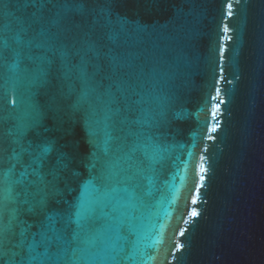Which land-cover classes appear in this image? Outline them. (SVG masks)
Listing matches in <instances>:
<instances>
[{"label": "water", "instance_id": "water-1", "mask_svg": "<svg viewBox=\"0 0 264 264\" xmlns=\"http://www.w3.org/2000/svg\"><path fill=\"white\" fill-rule=\"evenodd\" d=\"M33 14L40 22L22 31ZM0 29L5 148L9 132L40 123L77 153L79 176L63 174L57 199L80 196L89 130L102 137L110 109L112 168L86 194L95 243L81 244L82 264H264V0H10ZM136 144L148 147L128 158ZM39 251L46 264L72 257ZM28 255L6 248L3 259Z\"/></svg>", "mask_w": 264, "mask_h": 264}, {"label": "snow or ice", "instance_id": "snow-or-ice-1", "mask_svg": "<svg viewBox=\"0 0 264 264\" xmlns=\"http://www.w3.org/2000/svg\"><path fill=\"white\" fill-rule=\"evenodd\" d=\"M9 2L10 0H0V6ZM15 2L23 5L24 8H35L37 5L42 7L46 4L67 5L75 3L76 0H15ZM228 7L231 8L230 3ZM39 22L35 14L30 21L18 19L22 31L26 30L24 27L26 24L31 27L32 24ZM13 39L17 44L22 43L19 35ZM6 44L7 41L3 39V31L0 29V53L2 46ZM83 63L82 59L81 64ZM85 76L86 72L81 69L80 78L84 79ZM116 88V94L119 95L121 88L119 85H116ZM109 112H105L103 117L102 137L96 131L89 130V143L92 148L87 161L89 178L82 184L83 190L74 201L56 198L58 194L56 182L65 173L79 176V173L71 168L77 158L75 151L66 152L57 149V142L48 136L49 130L40 123H35L27 130L20 125L15 132H9L7 135L12 139L8 148H5L4 135L0 133V264H46V261L40 259L42 254L39 249L44 248L47 251L53 244L61 246L65 253L69 250L72 252L71 259L65 264H82L83 256L79 258L76 256V253L82 251L81 244L95 243L89 234L95 219L94 210L92 202L86 199V194L90 188L100 194L107 173L112 168V162L108 159L113 142L108 124L111 119ZM67 147L72 146L67 145ZM147 147V145H133L128 158H131L135 151L142 148L146 150ZM152 147L155 151H159L158 147L154 145ZM9 150L11 166L4 168V153ZM53 152L56 153L55 162L49 166V157ZM101 153L106 158L103 161L100 159ZM17 167L21 169L18 176L15 173ZM201 170H204L203 167ZM49 176L52 177L51 180L48 179ZM24 215L34 217L33 222L29 223L23 219ZM192 215L195 216L197 213L193 212ZM6 248L26 249L29 255L27 259L22 257L20 260L5 261L3 257ZM50 264H61V262L51 261ZM87 264H97V261L94 259ZM99 264H107V260L100 257Z\"/></svg>", "mask_w": 264, "mask_h": 264}]
</instances>
